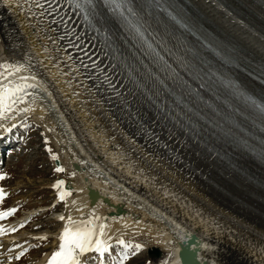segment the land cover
Returning <instances> with one entry per match:
<instances>
[{
    "label": "bare ground",
    "instance_id": "1",
    "mask_svg": "<svg viewBox=\"0 0 264 264\" xmlns=\"http://www.w3.org/2000/svg\"><path fill=\"white\" fill-rule=\"evenodd\" d=\"M20 1H27L29 10ZM187 1L202 20L239 42L243 52L264 67V35L234 17L216 0ZM229 1L236 3V9L246 15L253 14L264 22L263 7L257 2ZM31 2L0 0V61L24 63L27 69L16 73V76H34L35 80L29 82L37 85L28 89V95L17 105V108H28L29 111H13L9 113L10 119L0 120V146L16 142L15 134L19 133L20 127L32 122L39 124L52 142L60 143L57 146L63 152L64 161L59 159L65 162L63 164L75 179L69 189L56 187L59 194L62 191L70 193L66 195L68 210L64 215L63 228L69 216L73 220L87 219L94 211L95 215L104 218L105 232L111 237L109 243L114 247L119 246L112 241L118 235L132 236L138 232L151 235V243L172 254L171 258L162 256L160 264L165 261L166 264H181L179 252L184 246L195 250L198 264H264V233L256 231L250 233L252 237H247L243 236L245 232L239 235L234 227L222 224V220L214 216L227 214L210 200L197 181L172 163H166L159 154L150 153L134 133L127 131L125 127L139 133L142 127L128 114L122 121L114 116L80 66L86 61L85 56L80 59L71 54L64 47L43 6L36 8L47 23H40ZM167 6L172 8L171 4ZM23 14L35 18L39 30H33ZM164 26L177 37L169 25ZM96 43L101 53L104 50L106 66L119 68L120 61L113 43L100 37H96ZM182 45L186 49L184 42ZM199 71L203 80L209 73H214L205 64L200 65ZM166 74L173 78L171 72ZM178 80L181 81L180 78ZM13 124L16 127H12ZM4 128L10 130L5 132ZM145 152L175 174L161 173L159 170L162 168L154 164V160L151 162L143 156ZM138 157L145 163L136 160ZM160 173L171 183L179 181L181 193L172 189ZM190 185L196 187L190 189L194 194L186 189ZM93 191L95 195L90 196ZM204 203L215 206L213 215L202 209L205 207H200ZM61 231L54 235L51 251L38 262L29 264H44L51 257L58 249ZM28 240L5 239L0 244V264H16L14 256L28 245ZM92 253L83 257L84 262Z\"/></svg>",
    "mask_w": 264,
    "mask_h": 264
},
{
    "label": "rangeland",
    "instance_id": "2",
    "mask_svg": "<svg viewBox=\"0 0 264 264\" xmlns=\"http://www.w3.org/2000/svg\"><path fill=\"white\" fill-rule=\"evenodd\" d=\"M31 1L33 0H30V2ZM20 3L22 5H26V10H29V4L27 1V4L24 1H20ZM32 5L34 8H36L35 2H33ZM36 10L37 12H35V14H38L40 23L41 21L47 23L44 19L45 17H42L41 15L42 12H39L37 8ZM23 16L33 30H39L38 24L36 22L37 20L35 18L31 16L28 17L26 14H23ZM15 137L17 140L16 142L14 141L11 144H6L3 148L4 150L9 147H12V149L18 148V159L13 157L8 159L6 163L3 162L0 166V174H5L4 178L0 179V190L3 192V195L0 196V212H7L9 209L13 208L16 209V211L11 215L0 219V229H2V231H0V244H2L5 239L14 240L15 238H29L28 245L25 246L26 248L20 250V252L14 256V259H16V264H29L38 262L41 257H43L47 252L51 251L50 245L54 240V235L63 228V220H61L60 217L63 216L65 218L68 206L66 196L64 197L65 199L57 203L59 190H57V188L55 190V187L53 186L55 184V180L60 177L64 180L63 184H65V182H70L73 184L75 183V179L72 173L67 170L68 167L66 168V164H63L65 162L61 161L63 164L61 166V168L64 169L63 171H55V169L58 167L55 168L52 158L55 156L60 157V159L63 160V152L60 150V146H57L58 144L60 145V143L52 142L47 134H45L44 130L41 129L39 124H36L35 122L24 124L20 127L19 133L15 134ZM14 152L15 151H13V153ZM143 156H146V159L150 160L151 162L154 160L156 163H153L158 165L159 168H162L159 170L160 172L162 171L161 173L168 174L166 172H169V170L163 168L161 166L162 163L160 161L158 162V160L156 161L154 157L152 160L151 154L145 152ZM136 160L140 161L141 159L138 157ZM161 173V178L164 181L166 180V183H168V185L170 184L169 186L171 188L173 187L174 190L180 192L178 189L179 181H176L178 183L177 185L175 184L176 182L171 183ZM173 173H171L170 170L169 174L172 175ZM171 184L173 186H171ZM193 188L196 187L191 185L189 187L186 186L187 191L189 190L188 193L191 194H194L192 190L190 191V189ZM207 205V203H204V206L200 205V207H205V209H202L206 210V213L213 215L214 213L212 210L215 206H213L212 203H209L208 206L210 207ZM208 210H211L212 213L208 212ZM227 216L228 215H215L214 217L217 219L220 218L222 221L220 219L218 220L221 221L222 224L224 223L228 227L231 226L232 229L235 228L234 230L237 233L239 232V235L241 233V235H243L245 232V235L243 236L252 237L250 231L240 228L235 224L233 225L232 222H228L229 217ZM224 220L225 222H223ZM13 227H19V229L16 232L8 233L7 231ZM140 234L143 235V237ZM125 235L126 234L118 235L114 237V240L112 239V241L123 239L125 243H131L133 245L139 243L142 244L144 248L137 255H130V258L126 260L124 264H160L163 257H172L171 252L168 250H164L165 253L162 250V255L158 259H156L155 256L150 255L149 252L152 248L159 247L154 243H151L153 238L147 232H144V234L138 232L132 236ZM40 237L46 238L40 239ZM122 249V245L116 247L111 245L109 252L105 253L103 258L104 264H114V260H118V254L122 251ZM132 250L133 249H128L129 253H131ZM90 255L91 256L88 257V260L85 262V264H100L101 258L98 253L93 252Z\"/></svg>",
    "mask_w": 264,
    "mask_h": 264
},
{
    "label": "snow or ice",
    "instance_id": "3",
    "mask_svg": "<svg viewBox=\"0 0 264 264\" xmlns=\"http://www.w3.org/2000/svg\"><path fill=\"white\" fill-rule=\"evenodd\" d=\"M51 4H55L57 0H46ZM73 4L78 13L84 14V19L89 20L90 17L95 18L97 23L102 27L112 24H118L120 28L126 29L130 35H134L139 41L150 51L155 52L152 43L145 38V33L153 40L156 38L155 30L149 31L151 24L149 20L145 19L139 8L136 6L137 0H68ZM149 4L160 5L161 0H147ZM36 6L42 7L39 0H35ZM53 11L55 9H52ZM72 33L69 32V35ZM159 56V53H156ZM162 59V57H160ZM27 65L20 61H0V120L10 119L9 113L13 111H29L28 108H17V105L22 102L24 97L28 95L27 90L35 88L37 85L29 80L34 81V76H16L22 70L27 69ZM194 79L200 81L199 88L207 87L203 81V77L196 75ZM226 88L231 90V94L237 99H241L246 103L250 102L255 106L262 117H264V103H257L250 96L240 88L234 81H224ZM191 92L192 89H189ZM2 126V125H0ZM12 127H16L15 124ZM9 128H4V131H9ZM56 159V157H53ZM63 168H56L55 171L61 172ZM5 174H0V179L4 178ZM63 181H58L59 186L63 185ZM56 187L57 185H53ZM68 192H61L59 199L63 200ZM3 195L0 190V196ZM75 203V201H73ZM16 209H9L7 212H0V219L11 215ZM64 220V217H60ZM104 218L89 213L87 219L73 220L71 216L68 217L65 226L58 236L59 246L49 258L47 264H85L83 257L86 254L94 252L100 256V264H104L105 253L109 252L111 247L109 241L111 237L107 236L105 232L106 225L103 222ZM22 226V225H21ZM2 231V229H0ZM15 231V229H10ZM46 237H40L45 239ZM116 244L122 245L123 249L118 254V260H114V264H124L131 256L137 255L144 248L142 244L125 243L123 239L116 240ZM128 249H133L129 253ZM184 264H191V256L187 249L180 252ZM18 258V257H17ZM162 264H166L162 262Z\"/></svg>",
    "mask_w": 264,
    "mask_h": 264
},
{
    "label": "water",
    "instance_id": "4",
    "mask_svg": "<svg viewBox=\"0 0 264 264\" xmlns=\"http://www.w3.org/2000/svg\"><path fill=\"white\" fill-rule=\"evenodd\" d=\"M175 2L177 5L183 4L191 8L187 0H175ZM220 2L237 17L264 34V30L258 28L244 16L238 15L222 1ZM201 21L204 22L202 19ZM215 30L229 42L239 47L237 42L227 38L219 30ZM200 152L202 158L209 161L208 163L213 168L211 173H204L207 179L196 177L204 182L208 178L212 179L213 190L209 192V196L237 218L264 230V153L257 149H248L245 143L238 144L237 150L229 153V155L219 156L205 151ZM164 157L167 159L166 156ZM55 164L59 166L60 163L55 160ZM66 187L69 188L70 184H66ZM184 249H187L191 256V264H198L195 252H192L187 246L182 247L181 251ZM152 251L155 256L159 255L158 249ZM181 263L184 264L182 258Z\"/></svg>",
    "mask_w": 264,
    "mask_h": 264
}]
</instances>
